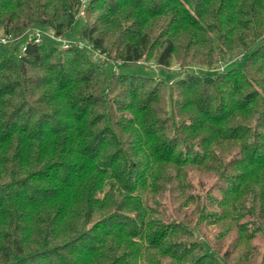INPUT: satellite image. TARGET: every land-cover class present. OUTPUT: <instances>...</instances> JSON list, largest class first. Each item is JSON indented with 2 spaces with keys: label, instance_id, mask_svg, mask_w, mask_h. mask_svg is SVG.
I'll return each instance as SVG.
<instances>
[{
  "label": "trees",
  "instance_id": "trees-1",
  "mask_svg": "<svg viewBox=\"0 0 264 264\" xmlns=\"http://www.w3.org/2000/svg\"><path fill=\"white\" fill-rule=\"evenodd\" d=\"M80 4L0 0V264H264V0Z\"/></svg>",
  "mask_w": 264,
  "mask_h": 264
},
{
  "label": "rangeland",
  "instance_id": "rangeland-1",
  "mask_svg": "<svg viewBox=\"0 0 264 264\" xmlns=\"http://www.w3.org/2000/svg\"><path fill=\"white\" fill-rule=\"evenodd\" d=\"M84 15L82 14V11L78 12L76 14V19L74 21V24L72 26V29L70 32L65 36L67 40L70 41H76L78 40V32L80 30V27L82 25L81 17ZM50 32H52L50 30ZM2 36V30L0 29V37ZM4 43V42H3ZM241 54H230L225 53L223 55H219L217 58V61L211 66V68H207L206 66L200 65V64H189L188 66L184 67L183 69L179 68V65L173 61L168 69H161L160 67L156 66L153 60H140L139 66L131 67V70L133 72H136L141 75L145 76H153L157 78H163L165 80L173 79L179 77V74L186 71L191 70L195 72H201L205 70L210 71H223L226 68H239L242 67L244 58L241 57ZM107 66L106 69L110 71V67L112 71L121 70L117 65L113 64L112 62H106ZM123 70V69H122ZM181 75V74H180ZM206 235L208 238L212 236V233L215 231V227L213 225H209L207 228L204 229ZM200 236V235H199ZM201 238V237H200Z\"/></svg>",
  "mask_w": 264,
  "mask_h": 264
},
{
  "label": "built area",
  "instance_id": "built-area-1",
  "mask_svg": "<svg viewBox=\"0 0 264 264\" xmlns=\"http://www.w3.org/2000/svg\"><path fill=\"white\" fill-rule=\"evenodd\" d=\"M80 2H81V4H80V7H79V9H78V12H80V11H82V14L84 13V8H85V5H86V3H87V0H80ZM77 12V13H78ZM83 16V15H82ZM48 34V36H50V37H52V38H56V37H54L53 36V33L52 32H50V30H48V32H47ZM39 34H40V32L38 31V30H34L33 31V34H29V36H28V39L29 38H31L32 36H33V39L35 40V41H38L39 40ZM57 40H59V39H57ZM0 41L1 42H6L7 41V39L6 38H4V37H0ZM61 44H62V47H67L69 44H70V42L69 41H67V40H61ZM98 57L99 58H101V59H103L104 57H103V55H98ZM97 56H93V58H98Z\"/></svg>",
  "mask_w": 264,
  "mask_h": 264
}]
</instances>
